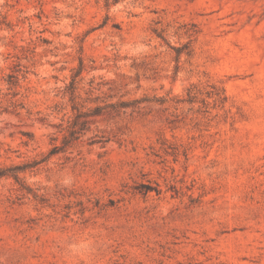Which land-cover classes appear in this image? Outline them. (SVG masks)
<instances>
[{
  "label": "rangeland",
  "instance_id": "obj_1",
  "mask_svg": "<svg viewBox=\"0 0 264 264\" xmlns=\"http://www.w3.org/2000/svg\"><path fill=\"white\" fill-rule=\"evenodd\" d=\"M0 264H264V0H0Z\"/></svg>",
  "mask_w": 264,
  "mask_h": 264
}]
</instances>
